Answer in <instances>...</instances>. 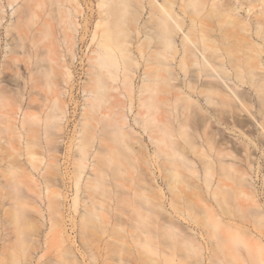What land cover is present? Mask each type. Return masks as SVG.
<instances>
[{
	"label": "bare ground",
	"instance_id": "1",
	"mask_svg": "<svg viewBox=\"0 0 264 264\" xmlns=\"http://www.w3.org/2000/svg\"><path fill=\"white\" fill-rule=\"evenodd\" d=\"M3 27L0 264H202L161 179L209 264H264V0H0Z\"/></svg>",
	"mask_w": 264,
	"mask_h": 264
},
{
	"label": "rangeland",
	"instance_id": "2",
	"mask_svg": "<svg viewBox=\"0 0 264 264\" xmlns=\"http://www.w3.org/2000/svg\"><path fill=\"white\" fill-rule=\"evenodd\" d=\"M16 7V5H15ZM12 11H13V8L12 6H9L8 9H7V12H6V18L3 20L4 22V26L10 22V19L11 17H13L14 15H12ZM147 13L144 14V19L147 17ZM1 37H2V44H1V53H0V60L3 59V56L5 54V49H6V41H5V27L2 28L1 30ZM143 39V37L141 38ZM85 48V49H84ZM84 49V52H87L88 48L86 47H83ZM79 67V66H78ZM143 76V73L141 72V78ZM141 78L137 79L136 83L137 85H140L141 83ZM76 85H77V88H76V95H79V99L82 101H84V93L79 89V86L80 84L78 85V83H82L84 78L82 76V74H77L76 75ZM254 109V108H253ZM82 110V104L80 105L79 107V110L77 111L79 113L78 115V119L81 117L80 116V112ZM243 114H245V116L247 115V112H242ZM248 116V115H247ZM70 117H72L70 115ZM250 117V116H249ZM74 117H72L71 119H73ZM240 133L239 131H237L235 134L233 133H230L229 136L233 137V138H239V139H242V135L240 136ZM146 141H149L148 139H146ZM257 156H261V158L259 159V166H260V170H258V168L256 170H254V172L252 173L254 177H256L257 175V178L260 179V182L258 183V186L262 188L260 189L261 192H263V188H264V153L263 151L260 150V152H257ZM191 178V182L194 183V184H198L200 189H201V192L200 194L203 196L204 200L202 202H200L201 204H207V205H213V202H212V199H211V195H210V190L211 188H206L202 183L201 179L199 177H196L195 175H191L190 176ZM160 182V186H161V189H162V192H163V200L165 202V206L166 208L168 209L169 213L172 214V215H175V216H178L180 218V221L184 224V225H187L188 228L190 229V231H192L193 233H195L196 237L198 238V240L200 241L203 249H202V264H209L210 263V248H211V242L208 240L207 238V234L205 232V230L195 221L191 220L190 218H185L182 214H180V211L178 209H175L173 208L171 205H170V201H169V191L167 189V187L165 186L164 184V181L161 179L159 180ZM203 185V186H202ZM195 189H189L187 188L185 190V193L188 197L190 198H197L193 193H194ZM263 196V201H264V194H262ZM71 198V196H70ZM237 214V213H236ZM251 218H252V215H249ZM225 220H231V221H234V222H237V217L235 219V215H232V216H225L224 217ZM242 225V230L244 229H247L249 230V232H251V234L253 235V240H256V241H259L263 246H264V229H256L253 227V225L251 223H249L248 225L247 224H241ZM249 227V228H248ZM221 230H224V229H221ZM221 256L223 257V253H221ZM237 264H240V263H237Z\"/></svg>",
	"mask_w": 264,
	"mask_h": 264
}]
</instances>
